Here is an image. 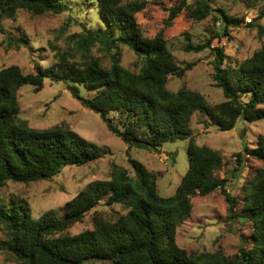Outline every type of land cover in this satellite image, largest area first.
Here are the masks:
<instances>
[{"label": "trees", "instance_id": "1", "mask_svg": "<svg viewBox=\"0 0 264 264\" xmlns=\"http://www.w3.org/2000/svg\"><path fill=\"white\" fill-rule=\"evenodd\" d=\"M66 1L0 0V32L7 34L1 18L18 9L35 14L62 13L70 8ZM94 1L107 29L89 28L72 34L71 47L57 53L56 62L50 67L36 64L33 73H24L18 65L0 70V189L9 181L49 180L65 167L83 165L105 155L99 145L72 129L34 128L19 117V89L29 84L39 91L45 79L67 83L73 95L100 113L108 128L130 146L156 149L163 143L191 136L190 120L196 111L210 117L221 131L233 129L238 119H264V47L236 68H224L223 47H211L213 39L227 35L229 26L240 25L242 18L213 8L210 0H194L192 4L182 0L168 10L167 25L184 9L196 21L213 13L218 19V27L209 39L185 47L186 51H216L213 78L226 100L210 106L200 92L183 88L174 93L167 88L169 75L181 77L192 64L180 67L176 63L163 34L154 38L143 35L135 15L144 8V1ZM263 17L264 0L260 12ZM247 25L256 27L258 35L264 36L260 22ZM6 40L16 48L29 43L25 38ZM96 44L109 53L110 66H104L93 54ZM120 45L129 46L142 59L138 73L123 67L112 52ZM81 86L95 91V96L83 97ZM189 155V170L171 196L160 195L157 174L131 158L134 177L114 164L111 178L95 180L79 191L66 202L63 215L51 209L34 218L25 200L12 204L0 201V223L7 234V239L0 241V249L16 256L11 264H264V168L246 186L243 208L248 214L238 216L237 200L227 191L228 177L214 176L220 153L191 139ZM236 156L237 166L230 171V178L239 177L246 156L264 161V133L256 147L245 146ZM218 188L226 193L230 219L243 217L254 222L251 245L232 257L221 250L190 254L176 242L177 227L190 215L194 195H207ZM105 197L109 204H124L128 211L114 221L94 215L93 229L76 235L65 233Z\"/></svg>", "mask_w": 264, "mask_h": 264}, {"label": "rangeland", "instance_id": "2", "mask_svg": "<svg viewBox=\"0 0 264 264\" xmlns=\"http://www.w3.org/2000/svg\"><path fill=\"white\" fill-rule=\"evenodd\" d=\"M132 1L136 0H122V3ZM139 1L145 2L144 8L135 15L143 35L154 38L158 34H163L176 63L180 67L192 64L181 77L169 75L167 88L174 93L183 88L200 92L210 106L224 102L226 97L222 89L216 86L213 78L215 49L206 48L200 52L185 49L189 43L193 45L203 43L215 33L218 27L215 14L196 21L189 16L188 10L184 9L170 25H167L169 8L182 0ZM187 1L190 4L194 3V0ZM66 2L70 8L62 13L35 14L27 9H18L13 15L1 18L7 34L0 32V70L18 65L24 73H33L36 64L50 67L55 64L57 53L71 47L72 34L85 32L89 28L107 29L100 20L99 5L96 1ZM210 2L213 8L224 9L228 15L243 20L240 25L229 26L228 34L213 39L211 46L223 47L226 55L222 64L224 68L239 67L243 61L264 47V36L258 35L256 27L247 25L253 22L264 25V17L260 18L263 0H210ZM8 37L16 40L25 38L29 42L28 46L21 45L16 48L7 42ZM101 47L100 44H96L93 54L108 67L111 62L110 55L101 50ZM112 52L119 57L123 67L135 73L141 70L143 61L129 46L120 45ZM80 94L85 98H93L96 92L81 86ZM18 98L19 117L29 126L39 129L53 126L72 129L99 145L104 149L105 155L83 165L65 167L49 180L29 183L9 181L0 189V201L12 204L14 201L25 200L30 205L34 218L51 209L63 215L64 205L79 191L95 180L110 179L114 164L127 169L134 177L131 158L137 159L149 171L157 174V190L160 195L171 196L189 170V144L193 139L199 146H206L220 153V163L214 169V176L218 179L228 177L227 191L237 200L236 213L238 216L248 214L243 208L246 186L257 171L264 168V161L246 156L244 169L238 178H230V171L237 166L236 153L243 152L245 146L254 148L258 145L259 136L264 133V119L255 122L238 119L233 129L221 131L210 117L196 111L190 120L191 136L163 143L156 149H148L130 146L122 137L113 133L102 115L76 98L67 83L45 79L43 88L39 91L27 84L19 89ZM116 115L111 114V117L116 118ZM192 204L190 215L176 230L177 244L188 253L221 250L232 257L251 245L255 230L254 222L243 217L234 220L229 218V202L221 188L207 195L197 193L192 197ZM127 211L128 208L124 204H109L105 197L96 208L89 211L82 220L71 225L65 233L76 235L93 229L94 215L114 221ZM6 239V229L0 223V241ZM16 260L13 253L0 249V264H11Z\"/></svg>", "mask_w": 264, "mask_h": 264}]
</instances>
